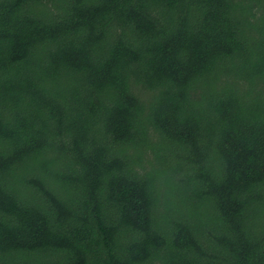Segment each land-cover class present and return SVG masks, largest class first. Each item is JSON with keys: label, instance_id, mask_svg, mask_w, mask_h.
<instances>
[{"label": "trees", "instance_id": "16d2710c", "mask_svg": "<svg viewBox=\"0 0 264 264\" xmlns=\"http://www.w3.org/2000/svg\"><path fill=\"white\" fill-rule=\"evenodd\" d=\"M0 264H264V0H0Z\"/></svg>", "mask_w": 264, "mask_h": 264}]
</instances>
